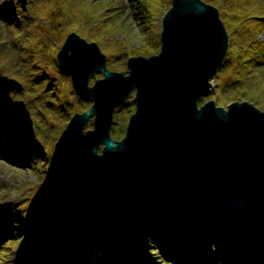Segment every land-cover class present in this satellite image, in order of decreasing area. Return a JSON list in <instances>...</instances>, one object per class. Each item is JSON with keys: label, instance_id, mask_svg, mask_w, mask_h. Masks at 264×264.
<instances>
[{"label": "water", "instance_id": "obj_1", "mask_svg": "<svg viewBox=\"0 0 264 264\" xmlns=\"http://www.w3.org/2000/svg\"><path fill=\"white\" fill-rule=\"evenodd\" d=\"M160 38L158 52L131 55L127 70H116L96 40L67 34L57 58L76 93L93 102L72 114L53 158L97 187L95 207L123 214L132 202L171 206L192 228L209 217L243 264H264V110L247 99L227 107L214 99L199 103L228 50L219 8L172 0ZM99 71L104 75L90 83ZM22 88L0 71L1 98L9 101L7 93ZM133 90L135 110L124 136L114 138L115 109ZM19 111L29 116L26 103Z\"/></svg>", "mask_w": 264, "mask_h": 264}, {"label": "trees", "instance_id": "obj_2", "mask_svg": "<svg viewBox=\"0 0 264 264\" xmlns=\"http://www.w3.org/2000/svg\"><path fill=\"white\" fill-rule=\"evenodd\" d=\"M205 1L224 10L228 22L226 17H224L225 19L222 18L226 24L229 23L230 27L234 28L232 32L239 30L246 32V41L241 43L240 49H237L238 57L233 54L234 49L228 48V53L213 78L220 82L225 65L230 61L229 53L233 54L232 63L235 61L233 72H239L241 67L247 65L248 62L254 63V59L258 57L260 59L255 62L260 65L256 66L252 63L251 67L254 70L252 73L236 76L233 83L229 84L238 93L243 91L240 88L241 84L246 83L248 87L255 84L259 90L257 95L264 98V47L261 46H264V41L256 40L258 29L261 26L264 28V0ZM54 4L55 0L52 5H49L50 9L42 11L40 8V11L49 17L54 13L53 10H56L52 7ZM19 15H21L19 9L12 11L10 8L9 16L2 14L0 18L19 24L17 21ZM24 16V23H31L34 18L33 14L30 16L25 14ZM37 31L31 30L32 37H37ZM44 32L49 33L50 31L46 29ZM232 35L233 33L229 37L230 43L233 40ZM63 40L64 37L60 39V44ZM119 45L114 49L122 51L124 46L120 47ZM160 47L161 40L159 38L157 47L152 48L154 51L151 52H158ZM248 49H253V51L250 53ZM6 55V53H0V65H3V72L15 75L23 82L24 86L21 90L23 95L19 99L25 100L24 102L30 111L34 105L37 114L40 115V120L33 119L31 116L30 119L21 116L14 98L9 102L0 98V104L4 108V111L0 113V118L4 119L3 125H0V155L3 158H12L19 166L25 167L24 169L33 168L40 171L42 168V170L34 181H20V184L17 185L20 191L17 192L15 200L12 202L5 198L3 200L7 209H5L4 216L0 218V264L9 260L13 248L21 244L24 234H28L33 241L44 237L48 238L42 257L45 264H52L53 260L59 261L57 264H135V260L130 256V246L118 245L116 233L126 241L141 236L142 252L146 259L144 264H210L206 262L203 254L206 250L205 246H210L213 251L215 259L213 264H243L238 251L226 239L222 229L209 217L202 219L209 221L206 229L201 225L192 228L183 221L171 206L144 208L132 202L130 208L123 214L114 212L108 206L95 207L97 187L89 184L80 175L57 164L52 155L54 143L72 114L90 107L93 99L86 94L78 95L73 89L74 98L77 97V100H65L61 93L50 90L51 85L44 86L42 84L46 75L34 77L26 74L22 68V70L17 68L19 67L17 63H13L12 60H9L10 57ZM114 66L116 69L121 68L117 63ZM68 75L70 76L69 73ZM47 78L53 80L52 75ZM229 84L228 86H230ZM48 91H50L51 100H47L45 106L51 115L57 118L56 126L53 129H49V121L51 120L41 114L36 105V100L42 96L39 92ZM217 91L222 93L223 89L217 87L215 93ZM244 91L247 93L246 89ZM212 93L213 97L215 93ZM206 96L207 94L199 99L200 104L203 103ZM125 101L130 103L128 111L130 112L134 105L136 106L135 94L129 96ZM14 118L15 120H13ZM17 119L21 122L20 128L24 132L22 146L25 148H18L14 151L12 140L15 138L13 133L16 131L14 125L16 126ZM115 124H117L116 118ZM115 124L112 134L115 138H120L125 133L124 125L117 127ZM89 125L92 126L93 122ZM42 127L44 130L54 131L53 137L43 136L44 143L48 145L50 152L38 146L40 140L37 136L47 132H40ZM26 151H29L28 155L21 154ZM41 157L45 158V161ZM37 158L41 159L39 164ZM48 160H51L50 167L46 166ZM58 167L64 168L70 173L72 177L69 181H67L66 176L57 175L56 169ZM55 180L57 182H54ZM61 181L66 182L62 187L59 184ZM137 224L140 225L141 230L135 228ZM9 226L12 230L9 229ZM187 237L190 238V241ZM189 242L193 246H200L197 253L199 255L195 259H192L186 252ZM111 248H115L116 251L113 259L109 258V249ZM100 250L103 252L98 256L97 253ZM124 251L127 253L123 254ZM95 256H98L95 263L87 261V259L95 258Z\"/></svg>", "mask_w": 264, "mask_h": 264}, {"label": "rangeland", "instance_id": "obj_3", "mask_svg": "<svg viewBox=\"0 0 264 264\" xmlns=\"http://www.w3.org/2000/svg\"><path fill=\"white\" fill-rule=\"evenodd\" d=\"M53 1L54 0H27L25 9H22L20 0H0V16L2 14H8L9 16L10 8L12 11L19 9L21 13V15L17 17V21L20 25L15 21L11 22L0 18V53H6V56L10 57L9 60H12L13 63H17L19 66L17 68H22L26 74L34 77H42L46 75V79L44 78L42 80V84L44 86L51 85L52 88L50 90L61 93L67 101L72 99L77 100V97L74 98L72 92L74 88H72L71 77L62 67L57 58V52L60 47L59 45L62 44H60V39L62 37L65 38L70 30H76L81 35L96 40L101 49L107 54V64L109 67L114 69V65L117 63V65L121 67L117 69L127 70V59L129 56L140 54L150 55L153 53L151 52L154 51L152 48L157 47L160 38L163 18L172 5V0H55V4L52 7L53 9L56 8V10H53L54 13L48 17L42 11L50 9L49 5H52ZM40 8L42 11H40ZM219 9L220 16L227 18L223 12L224 10L220 7ZM25 14H28L29 16L33 14L34 18L31 23H24ZM227 26L229 37L233 33V40L231 43L229 41L228 48L231 47L234 49L233 54L238 57L237 49H240L241 43L246 41V32H241V30L232 32L234 31V28L230 27L229 23L226 24V27ZM32 29L38 30L36 38L32 37ZM46 29L50 32L45 33L44 31ZM258 31L256 40L263 42L264 28L261 26ZM5 41H7V43H4ZM118 44H120V47L124 46L122 51L114 49ZM261 46L264 47L263 45ZM248 51L251 53L253 49H248ZM233 54L231 55L229 53L228 58L230 61L225 65L224 74L220 79V82L213 78L214 86L209 93H207L205 100L214 99L218 105L221 104L227 107L230 102L247 99L260 109L264 110V98L257 95L259 90L255 84L251 87H248L246 83L241 84L240 88L243 91L239 93L229 84L233 83V79H235L236 76L248 75L254 71L251 67L253 62H248L247 65L241 67L239 72H233L235 62L233 61L232 63ZM257 59L260 58H255L252 65H260L256 64L255 61ZM2 67L3 65L1 64V73L3 72ZM50 75L53 76V80H48L49 78L47 77ZM101 76H103L102 71L91 74L90 83H93L97 77ZM228 84L230 86H228ZM217 87L223 89V92L221 93L220 91H217L215 93ZM245 89L247 93L244 91ZM49 92L50 91L45 93L39 92L42 96L36 100V105L40 113L51 120L49 121V129H53L56 126L55 123H57V118L52 116L48 108L45 106V102L51 100ZM212 92L215 93L213 97ZM134 94L135 91L133 90L130 96ZM7 95L11 96V100L14 98L17 105L19 101H25L19 99L23 95L20 90H11ZM205 100L203 102H205ZM117 107L118 110H116ZM117 107L115 109L116 113L114 112L112 133L115 118L117 120V124H115L117 127L119 125H124V129L126 128L129 116L131 115V112L134 111L135 105L130 112H128L130 108L129 101L122 102ZM30 109L32 110L30 111L28 109L31 112L30 116L33 119L40 120V115L37 114L35 106L33 105ZM3 111V105L0 104V113ZM5 120L8 121L7 118H5ZM13 120H15V118ZM3 122L4 119L0 118V125H3ZM91 122L92 119L86 126H90L89 124ZM20 125L21 122L17 119L16 126L14 125V130L16 131L13 133L15 138L12 140V145H14L15 148L14 151L18 148H25V146H22L24 132L20 128ZM40 132L46 133L37 136L40 140L38 146L43 150L50 152V150H48V145L44 143L43 136L53 137L54 131L44 130L42 127ZM3 148H5V146ZM21 154L28 155L29 151ZM37 159L38 164L41 162V159L45 161V158L43 159L42 157L41 159ZM46 166H51V160L46 162ZM24 168L25 167L19 166L12 158L7 159L0 155V216L2 213H5L4 211L7 209L5 201H3L4 198L10 202L15 200L17 198V192L20 191L19 186L17 187V185L20 184V181H34L42 170V168L40 171H36L33 168ZM56 173L57 175L66 176L67 181L72 177L69 172L61 167L56 169ZM54 182L57 181L55 180ZM65 183L66 182L64 181L59 182L60 187ZM129 208L130 205L127 210ZM199 225L206 229L209 225V221L200 220L197 227ZM135 226L137 230H141L140 225L137 224ZM9 229L12 230L11 226H9ZM115 237L118 245L125 247L128 245L130 246V256L135 260V264H144L146 259L142 252L141 236L128 241L117 235V233L115 234ZM187 238L190 241V238ZM47 239L48 238L44 237L33 241L28 234H24L22 236L21 244L13 248L9 260H6L2 264H45L42 257ZM198 247L200 246H193L191 245V242H189L186 252L192 259L198 257ZM205 249V253L203 254L206 262L213 264L215 259L211 247L205 246ZM102 252L103 251L100 250L97 255L100 256ZM115 252V248L109 249L110 259L114 258ZM124 252L125 253L123 254L127 253L126 251ZM98 256H95V258L91 257L87 259V261L95 263V259ZM58 262L57 260H53L52 264H57Z\"/></svg>", "mask_w": 264, "mask_h": 264}]
</instances>
